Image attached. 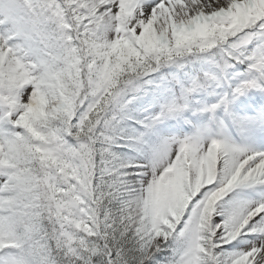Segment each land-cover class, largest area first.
Wrapping results in <instances>:
<instances>
[{"label":"snow or ice","instance_id":"obj_1","mask_svg":"<svg viewBox=\"0 0 264 264\" xmlns=\"http://www.w3.org/2000/svg\"><path fill=\"white\" fill-rule=\"evenodd\" d=\"M0 264H264V0H0Z\"/></svg>","mask_w":264,"mask_h":264}]
</instances>
